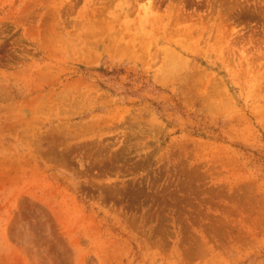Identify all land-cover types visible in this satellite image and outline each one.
Masks as SVG:
<instances>
[{
	"label": "rangeland",
	"instance_id": "obj_1",
	"mask_svg": "<svg viewBox=\"0 0 264 264\" xmlns=\"http://www.w3.org/2000/svg\"><path fill=\"white\" fill-rule=\"evenodd\" d=\"M0 264H264V0H0Z\"/></svg>",
	"mask_w": 264,
	"mask_h": 264
}]
</instances>
